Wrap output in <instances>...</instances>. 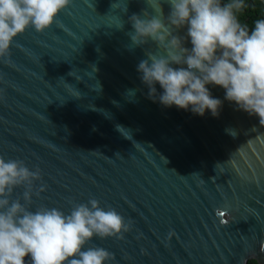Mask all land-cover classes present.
<instances>
[{
	"label": "water",
	"instance_id": "95a60500",
	"mask_svg": "<svg viewBox=\"0 0 264 264\" xmlns=\"http://www.w3.org/2000/svg\"><path fill=\"white\" fill-rule=\"evenodd\" d=\"M145 9L72 0L17 36L0 59V154L41 170L33 208L94 197L121 213L128 232L88 245L109 264H264V123L227 100L214 117L149 99L136 66L157 49L132 44L128 19Z\"/></svg>",
	"mask_w": 264,
	"mask_h": 264
},
{
	"label": "clouds",
	"instance_id": "9594fccd",
	"mask_svg": "<svg viewBox=\"0 0 264 264\" xmlns=\"http://www.w3.org/2000/svg\"><path fill=\"white\" fill-rule=\"evenodd\" d=\"M71 3L0 0V59L10 56L16 37L29 27L43 32L59 24ZM147 3L155 14L145 9L128 19L132 44L152 41L157 49L136 66L148 98L214 117L227 100L264 123V14L252 24L241 20L254 6L251 0H166L167 12L161 0ZM217 86L224 89L223 99L213 95ZM42 179L38 166L33 170L23 159L0 154V264H109L112 252L88 245L97 236H123L131 224L94 197L72 202L67 212L46 204L33 208L34 195L46 187L37 185ZM17 188L23 192L14 196Z\"/></svg>",
	"mask_w": 264,
	"mask_h": 264
},
{
	"label": "trees",
	"instance_id": "16d2710c",
	"mask_svg": "<svg viewBox=\"0 0 264 264\" xmlns=\"http://www.w3.org/2000/svg\"><path fill=\"white\" fill-rule=\"evenodd\" d=\"M254 6L249 7L241 14L243 22L252 24L256 18L264 14V3L261 0H251ZM249 264H259L256 260L249 261Z\"/></svg>",
	"mask_w": 264,
	"mask_h": 264
}]
</instances>
